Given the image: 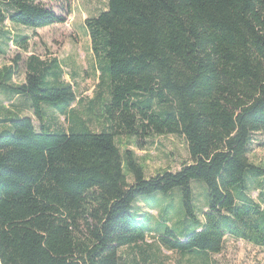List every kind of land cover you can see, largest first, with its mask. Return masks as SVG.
Masks as SVG:
<instances>
[{
	"label": "trees",
	"instance_id": "obj_1",
	"mask_svg": "<svg viewBox=\"0 0 264 264\" xmlns=\"http://www.w3.org/2000/svg\"><path fill=\"white\" fill-rule=\"evenodd\" d=\"M6 19L33 31L66 16L41 0H0ZM84 26L108 75L100 131L66 113L75 92L56 58L30 57L19 85L12 67L0 70V89L30 100L39 124L0 119V264H128L119 249L152 233L138 200L162 206L154 231L168 251L205 259L227 234L263 245L264 167L248 152L264 134V0H106ZM43 104L67 116L66 129L45 121ZM117 134L182 136L190 162L146 177Z\"/></svg>",
	"mask_w": 264,
	"mask_h": 264
},
{
	"label": "rangeland",
	"instance_id": "obj_2",
	"mask_svg": "<svg viewBox=\"0 0 264 264\" xmlns=\"http://www.w3.org/2000/svg\"><path fill=\"white\" fill-rule=\"evenodd\" d=\"M41 2L54 13L66 16L65 22L33 31L13 25L7 19L0 23V70L12 67L13 76L10 83L19 85L24 81L30 57H35L39 61L56 58L63 75L61 80L69 83L75 92V101L66 113L75 110L86 119V124L91 130L100 131L104 125L102 112L105 104L103 101L107 98L108 75L103 70L104 61L93 56L84 19L103 10L106 0H41ZM24 36L27 38L22 48L15 41ZM42 107L45 111V121L50 122L52 128L55 126L67 128L66 115L58 114L53 108H46L48 105L43 104ZM7 112L32 117L38 129L39 124L30 109V100L28 104L24 97L10 95L5 89H0V119L10 116ZM2 125L4 123L0 122V129ZM115 142L121 151L124 149L134 151L146 177L162 171L175 172L183 164L190 162L187 145L182 136L149 134L136 141L125 134H117ZM248 160L254 165L264 167V134L252 135ZM193 184L194 199L198 207H202V189L197 183ZM258 192L255 189L250 192V197L255 202L259 201ZM261 192L264 190L261 189ZM134 207L137 213L141 215L146 213L150 216L148 227L152 233H147L145 241L138 243L137 246L119 249V255L128 264L134 261L143 264L144 257V264H264V244L256 245L229 234L223 238L222 250L219 253L208 254L205 259L168 251L158 245L157 233L154 231L159 221L158 211L162 206L151 207L138 200ZM260 209H264V204L260 205ZM172 210L173 212L170 211L168 214L170 219L168 225H173L179 220L174 214V208ZM197 216L200 220L203 219L200 212Z\"/></svg>",
	"mask_w": 264,
	"mask_h": 264
}]
</instances>
